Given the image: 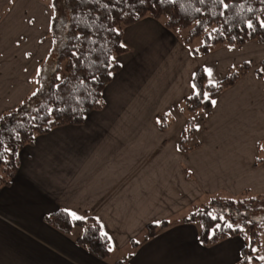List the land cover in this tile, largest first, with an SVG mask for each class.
<instances>
[{"label":"crops","instance_id":"obj_1","mask_svg":"<svg viewBox=\"0 0 264 264\" xmlns=\"http://www.w3.org/2000/svg\"><path fill=\"white\" fill-rule=\"evenodd\" d=\"M49 16L45 0H0V113L30 90L29 76L50 44ZM176 30L149 15L124 25L127 49L116 55L102 105L81 122L54 125L18 148L16 168L0 184V264L238 261L241 235L204 243L197 225L179 217L202 192L264 191V160L254 163L256 141L264 138V79L247 70L219 92L204 121L195 119L190 142L199 144L187 152L177 147L185 120L181 99L193 91L198 65L207 81L243 59L256 66L264 41L193 55ZM44 34L48 43L38 46ZM161 111L171 120L167 128L154 120ZM58 207L93 216L111 239V252L99 257L77 242L78 226L56 228L45 215ZM164 218L166 226L139 238L145 223Z\"/></svg>","mask_w":264,"mask_h":264},{"label":"trees","instance_id":"obj_2","mask_svg":"<svg viewBox=\"0 0 264 264\" xmlns=\"http://www.w3.org/2000/svg\"><path fill=\"white\" fill-rule=\"evenodd\" d=\"M45 1L50 10L48 49L29 76L30 90L16 105L0 113V184L13 174L17 150L23 143L54 125L79 123L87 111L102 105L100 93L110 78L107 73L117 69L116 55L127 49V46L121 47L124 25L149 15L167 28H185L180 40L193 55L219 45L233 48L251 39L264 41V28L259 27V21L264 20V0ZM249 20L256 25L255 30L246 27ZM195 39L198 40L194 42ZM112 57L115 61L108 68ZM249 65V60H243L229 66L214 84L206 80L202 66L195 68L191 82L196 89L181 99L185 120L177 142L180 150L187 151L195 146L189 141L195 129L194 116L209 113L210 100L231 85ZM254 73L264 79V57L259 59ZM194 91L201 95L196 96ZM204 92L209 93V100L203 98ZM155 122L166 126L169 122L167 113H157ZM256 148L255 162L258 163L264 160V140H258ZM65 210L58 207L45 218L63 232L78 226L76 241L99 257L107 256L112 243L108 235V238L102 237L101 232L105 230L100 223L91 215L74 219ZM221 216L224 218L220 219ZM179 218L194 222L204 243L228 235H241L245 244L235 264H264L259 259L264 256V238L261 236L264 234V191L251 192L243 188L235 194L224 190L204 193ZM169 222L166 218L147 222L139 238L153 234ZM227 224L233 227H226ZM136 241L131 239L129 246ZM248 257L252 259L249 261ZM115 261L127 264L124 260Z\"/></svg>","mask_w":264,"mask_h":264},{"label":"snow or ice","instance_id":"obj_3","mask_svg":"<svg viewBox=\"0 0 264 264\" xmlns=\"http://www.w3.org/2000/svg\"><path fill=\"white\" fill-rule=\"evenodd\" d=\"M221 2H222V0H221ZM224 7L227 8L228 5H227V4H224ZM246 27L249 28V29L255 30L256 25H255L251 20H249V21L247 22V24H246ZM259 27L264 28V20H260V21H259ZM113 31H116L117 33L119 32L118 29H114ZM121 47H126V44L121 43ZM113 61H115V57L110 58L109 64L107 65L108 68H111V67H112V62H113ZM37 71H38V73H39L40 70L38 69ZM206 72H207V74H208L209 77L212 76V70H211V69H206ZM107 74H108L109 76H113V75H114V73H113L112 71H108ZM59 78H60V77H58V79H59ZM93 79H95V77H93ZM209 83H210V84H214L215 81L212 80V79H210V80H209ZM193 88H194V90H195V89H196V86L193 85ZM38 91H39V89H38ZM35 94H36V93H33V95H35ZM194 94H195L196 96H200V95H201V92H199V91H194ZM203 98H204L205 100H209V99H210V95H209V93H208V92H204V93H203ZM100 102H101V101H97V103H100ZM210 102H211L213 105H215V104L217 103L216 100H210ZM0 147H2V145H0ZM65 211H69V210H65ZM71 215H72V217H73L74 219H77V220L84 219L83 217H79V216H77L76 213H74V212H72ZM223 218H224L223 216L220 217V219H223ZM218 227H219V225H218ZM226 227L232 228L233 225H231V224H227ZM236 227H239V226H236ZM241 230H242V229H241ZM101 235H102V237L108 238V237H107V233H105V232H103V231L101 232ZM109 239H110V238H109ZM109 250H111V248H109ZM251 259H252L251 257H248V260H249V261H250ZM259 259H260L261 261H264V256L259 257Z\"/></svg>","mask_w":264,"mask_h":264},{"label":"rangeland","instance_id":"obj_4","mask_svg":"<svg viewBox=\"0 0 264 264\" xmlns=\"http://www.w3.org/2000/svg\"><path fill=\"white\" fill-rule=\"evenodd\" d=\"M0 18H1V17H0ZM175 29H177L179 32H178L177 30H176V32H177L178 34H180V33H182V32L184 31L185 28L182 29V28H180V27H176ZM47 37H48V36H47ZM47 37H46V35L44 34L43 36H41V38H37L36 41L38 42V46H42V47H44V46L48 43V42H47ZM38 40H39V41H38ZM197 40H198V39H195L194 42H196ZM180 41H181V40H180ZM242 44H243V43H242ZM242 44H241V45H242ZM241 45H240V46H241ZM222 46H224V45H222ZM240 46H237V47H240ZM225 47H226V46H225ZM237 47H233V48H237ZM233 48H230V49H233ZM188 49H189V48H188ZM189 51H190V50H189ZM261 58H262V57H261ZM243 60H249V59H243ZM243 60H240V61H238V62H241V61H243ZM249 61H250V60H249ZM238 62H236V63H238ZM236 63H235V64H236ZM257 63H258V62H257ZM257 63H256V65H257ZM230 66H231V65H230ZM228 67H229V66H228ZM228 67H227V68H228ZM254 68H255V64L251 63V61H250V65H249V68H248L247 70H251V69L254 70ZM226 70H227V69H226ZM247 70H246V71H247ZM246 71H245V72H246ZM225 72H226V71H225ZM245 72H244V73H245ZM244 73H243V74H244ZM243 74H242V75H243ZM239 77H240V76H239ZM239 77H238V78H239ZM218 94H219V93H218ZM181 104H182V102H181ZM183 109H184V108H183ZM184 111H185V109H184ZM210 111H211V107H210L209 113H210ZM161 112H162V111H161ZM166 113H167V112H166ZM209 113H207V114H205V113H198V114H196V115L194 116V124H195V128H196L195 119H200L201 122H203V121H204V118H205L206 116H208ZM167 115H168V113H167ZM168 119H169V122H168V124H167L166 126H160V125H158L157 123H156V124H157L158 126H160L161 128H167V127L171 124V120H170L169 116H168ZM154 120H155V119H154ZM183 124H184V123H183ZM182 127H183V126H182ZM181 129H182V128H181ZM194 131H195V129H194ZM194 131H193V133H194ZM180 132H181V131H180ZM193 133H192V135H193ZM192 135H191V136H192ZM179 136H180V135H179ZM190 139H191V137H190ZM190 139H189V141H190ZM261 140H264V138L261 139ZM257 141H258V140H257ZM257 141H256V143H257ZM177 142H178V141H177ZM190 143H191V144H195V146H193L192 148L196 147V146L199 144L198 142H190ZM177 147H178V145H177ZM192 148H191V149H192ZM191 149H189V150H191ZM179 150H180V149H179ZM189 150H187V151H189ZM256 150H257V148H256ZM180 151H182V150H180ZM187 151H182V152H187ZM256 153H257V152H256ZM256 155H257V154H256ZM256 157H257V156H255V158H254V163H256V162H255ZM186 174L189 175L190 173L186 172ZM189 176H190V175H189ZM221 190H224V189H217V190H215V191H221ZM248 190H249V189H248ZM215 191H213V192H215ZM224 191H227V190H224ZM211 192H212V191H211ZM227 192H228V191H227ZM238 192H239V191H238ZM238 192H237V193H238ZM204 193H210V192H202L201 195H200L198 198H200ZM233 194H235V193H233ZM198 198H197V199H198ZM190 206H191V205H190ZM145 224H146V223H145ZM143 227H144V226H143ZM261 236H263V238H264V234H262ZM137 240H138V238H137ZM129 247H132V246H129Z\"/></svg>","mask_w":264,"mask_h":264}]
</instances>
